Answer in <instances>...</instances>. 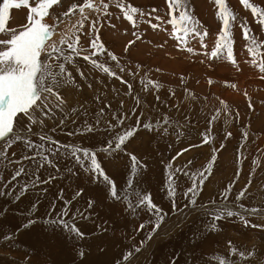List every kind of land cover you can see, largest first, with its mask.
<instances>
[{"label": "rangeland", "instance_id": "1", "mask_svg": "<svg viewBox=\"0 0 264 264\" xmlns=\"http://www.w3.org/2000/svg\"><path fill=\"white\" fill-rule=\"evenodd\" d=\"M95 1V4L101 3V0ZM77 2L82 3L83 0ZM102 2L109 4V15L105 16L103 12L94 10L88 12L90 19L84 22V28L78 33L81 38L78 46L89 48L91 51L90 43L99 35L106 51L93 59L105 63L120 79L109 77L102 70L94 68L89 61L84 62L82 56L76 57V63L80 65L87 79H81L75 68L68 65L80 87H66L60 90V95L67 103L65 111L70 112L72 108V105H68V98L73 94L77 100V104H73L74 107L85 105L88 117L78 112L60 126V119L64 116L54 107L59 104L54 95H49L50 102L38 101L41 102L43 112H48L49 108L52 110L49 113L52 118L47 119L40 109L39 112L34 110L35 115L37 119L44 121V130L48 135L60 144L78 145L90 151L107 145L109 139L129 127L139 128L134 137L122 146L123 150H113L109 153L97 150L98 162L115 184L120 197L134 196L136 191L148 194L152 202L162 210L161 214L165 219L149 240L155 217L146 208L141 207L136 213H132L124 199L117 201L108 195L111 186L99 177L94 181V174L81 168L74 159L57 158L45 153L58 165L60 172L57 173L50 165L40 166V157L37 155L39 148L28 150L23 143H17L13 146L16 147L14 151L8 149V161L20 163L9 164L5 161L8 167L7 170L2 169L3 178L0 179V190L5 192V195L0 197V212H6L0 218V237H3L0 239V264H41L45 260L48 264H213L216 258L229 256V241L231 246L239 251L251 250L255 255L264 254V230L245 227L238 217H225L216 221L217 228L213 230L209 227L208 214L213 207L225 205L238 212L243 211L241 205L246 208H264V79H261L264 73L259 71L260 61L264 60V47L253 46L255 50L250 52L248 42L243 38L242 25L247 24L251 34L262 43L264 26L257 22L250 10L243 8L239 0H226L238 18L232 22L233 63L227 59L226 50L222 58H209L222 28L213 0H187V10L199 22L201 31L208 33L203 41L206 47L201 46L199 37L192 35L185 37L187 43L183 45L174 38L183 35L179 15L180 10L184 8L173 11L169 16L167 3L162 2L159 7L135 6L131 1L124 0L125 4L137 7L145 13L141 16L140 12H137L133 14L132 20H127L123 12L116 7V0ZM250 3L264 9V0H250ZM154 7L158 12L152 13V16L161 17L160 27L155 30L147 22V13ZM60 12L62 11L55 10L52 15H58ZM98 17L100 21L96 22ZM115 18L121 21L120 25H115ZM45 20L50 25L54 24L51 15ZM169 20L177 26L175 34L173 23H169ZM24 21L14 20L9 13L8 27L22 30L20 26ZM151 23L155 24L157 21L152 19ZM108 26L109 29L103 34L102 30ZM110 29L114 36L111 35ZM137 36L140 37L139 40ZM130 41L134 43L129 44ZM117 45L119 49L108 50V46L115 48ZM189 47L193 48L194 52H188ZM108 51L116 55L118 61H111L107 56ZM253 60L256 63H253ZM117 62L124 68L123 72L116 67ZM145 76L159 83L160 89L157 91L148 86L145 90V84L142 83ZM121 80L127 83H121ZM89 84L92 85L91 88ZM129 84L132 85L131 94H128ZM136 96L140 98L139 105L134 99ZM157 96L160 97L159 100L156 99ZM193 96L195 100L192 99ZM44 104H47L48 108H45ZM105 104H110L111 107L104 108ZM101 108H104L106 115L100 117L101 123L97 126L96 133L67 135L81 127L85 119L95 124ZM217 110L221 111V118L209 124L208 121ZM114 113L118 117H125V120L124 124L110 130L107 125L116 124L112 119ZM165 115L171 121L168 135H164L162 129H142L143 122H155L158 119L162 122ZM137 118L141 121L140 125L137 124ZM73 120L76 122L73 123ZM24 122L25 125L29 123L26 117ZM53 128L56 131H51ZM33 130L39 131V126L33 125ZM180 132L184 135L180 136ZM227 133H231V136H227ZM205 137L208 143H203ZM31 139L34 144L41 143L38 137L33 136ZM45 147L52 145L45 142ZM184 149L188 151L173 160V157ZM132 155L137 157L144 169L143 174L130 188L129 178L135 176L131 172ZM23 156L35 159L22 160ZM169 162L173 163L172 170L166 169ZM211 163H215L216 169L210 177L209 170L205 172L203 183H200L201 178L196 176L199 194L196 197L197 204L192 206L189 197L184 195L192 186V174L204 172ZM20 166L26 169V173L4 187ZM69 167L73 169L74 175L65 172ZM175 169L183 171L175 174L178 190L176 196L170 198L166 188L167 172ZM185 172L188 175H185ZM49 176L57 178L49 184L37 182L18 202L15 201V194L25 183L30 184L32 180L43 181ZM80 189H83L82 195L72 201L73 195ZM226 189L229 190L227 200L221 195ZM61 190L62 199L58 197ZM242 190L246 191V195L237 202L235 197ZM10 191L13 192L12 196L7 194ZM97 194H102L103 198L95 199L93 207L89 209V199L95 198ZM27 195H32L29 205L24 202L29 199ZM64 200L72 201L68 205L69 217L65 219L70 226L74 225L84 233L83 238L73 234L65 235L62 231H44L45 226L41 223L36 224L31 232L21 230L16 234L15 230L28 218L34 203L38 209L35 216L39 217H45L50 205L55 203L56 207L52 212L55 217L65 207ZM213 201L216 202L215 206ZM81 212L88 215L89 219L84 220ZM247 218L252 224L264 225V219L259 216ZM5 223L8 225L5 226ZM141 223L145 224V228H140ZM41 230L44 234L38 233ZM37 239L41 241L40 244L36 243ZM44 244L48 247H44ZM54 244L56 246H53ZM137 247L141 248L139 253L134 251ZM81 249L85 252L83 260L78 256ZM129 252L134 254L125 262L122 257ZM32 256L40 259L35 260ZM234 259L236 264H241L240 258ZM252 264H256L255 258ZM261 264H264V258L261 259Z\"/></svg>", "mask_w": 264, "mask_h": 264}, {"label": "snow or ice", "instance_id": "2", "mask_svg": "<svg viewBox=\"0 0 264 264\" xmlns=\"http://www.w3.org/2000/svg\"><path fill=\"white\" fill-rule=\"evenodd\" d=\"M240 4L244 9L250 10L257 22L264 26V9L258 8L253 3H250V0H239ZM169 12L168 15L171 16L172 12L175 10H180L179 20L181 21L180 29L183 32L182 36H174L182 45L187 43L185 37L192 35L193 37H199L201 41V46L206 47L203 43L204 37L208 35L207 31H201V25L199 22L192 16L191 12L187 10V0H166ZM213 3L216 5L218 12L217 18L222 23V28L219 32L218 39L216 40V46L211 51L209 58H222L224 51L227 52V59L235 63L233 60V51H232V22L236 21L238 18L231 10V8L226 3V0H213ZM34 4V6H33ZM28 9V15L26 18V23H23L20 27L22 30H17L15 28L8 27L9 13L11 9ZM60 7L64 8L65 5L63 0H0V169L7 170L8 165L5 164V161H8V149L12 148L17 143H23L28 149L39 148L40 151L37 152V155L40 157V166L50 165L55 168L57 173L60 172L58 165L54 163L53 160L49 158V155L45 153H50L53 157H63V158H72L75 163L81 168H85L88 172L94 174L93 180L97 177L101 178L107 185L110 187V192L108 195L115 200L119 201L124 199L127 202V208L132 212L136 213L141 207L146 208L152 215L155 217V223L152 228V232L149 234L148 239L152 238V234L155 233L159 228L161 223H163L165 217L162 215V210L156 206L148 194L141 193L139 191L134 192V196H125L120 197L117 192V188L113 181L105 174L102 170L101 163L98 162L97 150L109 153L113 150L121 151L127 141L130 138L134 137L135 133L140 129L136 127H129L123 132H119L115 135L113 139H109L107 145L98 146L97 150H89L88 148H81L78 145L73 144H60L58 141L54 140L48 133L44 130L46 125L43 120L37 119L35 115V109H41V104L38 101L43 102L48 99L49 95L56 96L59 100V104L55 105L62 113L64 118L60 119V126H63L70 116L76 115L78 112L84 117H88L89 113L85 105H80L79 107H72L69 111H65L67 107L66 101L61 97L60 90L66 87H75L79 89V85L76 83L73 73L69 71L68 65H72L75 68V71L79 74L81 79H87L84 71L81 70L80 65L76 63L75 58L81 57L84 61H89L94 68L102 70L103 73L108 74L109 77H115L120 79L117 76L116 72L112 71L109 66H106L103 62H98L93 59L100 54H103L106 49L105 46L100 42V37L97 35L90 43V48L78 46L80 44V35L77 33L84 28V22L88 20V15H86L87 10H94L96 12H103L105 16L109 15L107 9L109 8L108 3H101L99 5L95 4L94 0H83L82 3H70L67 6V9L60 12L58 15H52L55 12V8ZM116 7L120 9L124 18L127 20L133 19V14L140 12L141 16H144L145 13L140 11L137 7H133L124 3V0H116ZM51 10V12H50ZM158 12L157 8H152L150 12L147 13L150 23V26L153 30L160 27L161 17L159 15L152 16V13ZM79 13V18L74 19ZM52 15V18L56 21L54 24H49L46 22L45 18ZM64 18H67L72 21L71 28L65 32H60L59 38L54 39L53 37L57 34V29L59 24L63 23ZM155 19L157 23L152 24L151 20ZM99 21V17L97 21ZM173 23L172 20L168 21ZM95 27V23L93 25ZM176 24L173 23V30L175 34ZM98 32L99 29H96ZM243 38L248 42V50L254 51L255 48L264 47V43L258 42L256 36L251 34V30L248 28L247 24L242 25ZM140 37L137 36V40ZM134 41H130L129 44H133ZM255 46V48L253 47ZM127 51V48L125 49ZM187 51L192 53L194 52L193 48H187ZM107 56L111 61H118L116 55L108 51ZM253 63H256L253 60ZM116 67L120 69V72L124 71V68L120 67L117 62ZM259 71L264 73V60L260 61ZM134 75V73L132 74ZM261 79H264V75L261 76ZM121 83H127V81L121 80ZM142 83L145 84V90L148 86L156 89H160L161 85L152 80L147 79V76L142 78ZM211 83V81H209ZM91 88L92 85L89 84ZM129 93L132 92V85H128ZM99 100V97L96 98ZM137 105L140 104L139 96L134 97ZM157 100L160 99L159 96L156 97ZM193 100L196 98L193 96ZM223 104V101H221ZM45 108H48L47 104H44ZM111 107L110 104H105L104 108ZM123 107V101H121V108ZM252 107V105H249ZM104 108H101L96 116L95 124L89 123L85 119L83 125L74 132H69L67 135H84L90 133H96L98 131V125L101 123L100 117L105 115ZM82 109V110H81ZM226 111V108H225ZM52 110L49 108L48 112H43V115L47 119H51L52 116L49 115ZM135 112V109H133ZM22 114V115H18ZM54 115V113L52 114ZM27 118L29 122L25 127H21V122L24 118ZM221 118V111L217 110L215 115L211 117L208 121L211 124L213 121H217ZM112 119L116 121V124L109 123L107 125L108 129H115L119 125L124 124L125 117H118L115 113L112 116ZM73 123L76 121L73 120ZM137 124L140 125L141 121L137 118ZM33 125L39 126V131L33 130ZM171 126V121L167 115L164 116L163 121L156 120L155 122H143L142 129L146 131L161 130L164 135H168V128ZM51 131H56L55 128ZM180 136H183L184 133L180 132ZM38 137L41 141L40 144H34L31 137ZM227 136H231V133H227ZM45 142L52 145V147H45ZM203 143H208L207 137L204 138ZM188 151V149L178 152L176 157H173V160L177 159L183 152ZM15 153H13V156ZM22 160L35 159V157L23 156ZM131 172L135 176H130L128 184L131 188L136 179H138L143 174L144 166L138 161L135 155L131 156ZM9 164L17 163L20 161H8ZM256 163V161H253ZM212 167L211 164L208 165V168L204 172L193 173L192 174V186L184 193L186 197H189V203L192 206L197 204L196 197L198 196V187L199 185L196 182V176H199L200 183L204 182L205 172L210 170ZM167 170L173 169V163L169 162L166 165ZM183 169H175V171L167 172L166 179V188L167 195L172 198L177 194V182L175 180V174L181 172ZM65 172L75 174L71 167L65 169ZM26 173V169L23 166H20L16 169L11 179L4 184V187H7L8 183L15 181L22 174ZM188 175L187 172L184 173ZM3 178V171L0 170V179ZM56 176H49L46 180L38 181L32 180V182L25 183L21 186L18 193L15 194V201L18 202L25 194H27L32 188H34L37 182L42 184H49L55 180ZM83 193V189H80L75 192L72 197V201H75ZM9 196L13 195V192L7 193ZM229 190L226 189L221 195L225 200L228 199ZM5 192L0 190V197L4 196ZM246 195V191H240L235 199L237 202L242 200ZM59 198H63V190L58 194ZM103 198L102 194H97L95 198H90L88 201L87 207L90 209L95 203V199ZM72 201L64 200L65 207L61 209L60 212L53 217L52 212L55 210V203L50 205V210L45 217L35 216V212L38 211L36 204L34 203L32 209L29 212L28 218L20 225L18 229L15 230L18 234L21 230L31 232L33 227L41 223L43 224L44 231L55 233L57 231H62L63 234H73L75 237H84V233L81 232L76 226H70L68 220L65 218L69 217L68 205ZM212 204L215 206L216 202L213 201ZM175 208V205H173ZM243 211H234L231 208H228L227 205L223 207H213L209 211L210 223L209 227L213 230L217 228L216 221L228 217H238L240 221L243 222L245 227L259 228L264 230V225L252 224L250 222L251 218L264 219V208L259 207H250L246 208L244 205H241ZM181 211L180 209H176ZM6 212H0V218L5 215ZM84 220L89 219L88 215H85L83 212L80 213ZM140 228H145V224L141 223ZM7 235V234H6ZM3 237H0L2 239ZM36 243L40 244L41 241L37 239ZM143 243V242H142ZM230 246V253L227 257L216 258L213 261V264H236L234 258H240L241 264H252L253 258L256 260V264H261V259L264 258V254L255 255L251 250L244 252L239 251L235 247L231 246V241L228 242ZM48 247L47 244L43 245ZM53 246H56L55 244ZM135 253L141 251L140 247H137ZM133 252H129L124 255L122 259L125 262L130 260V257L133 256ZM78 256L83 260L85 258V252L81 249L78 252ZM41 264H48V261H42Z\"/></svg>", "mask_w": 264, "mask_h": 264}, {"label": "bare ground", "instance_id": "3", "mask_svg": "<svg viewBox=\"0 0 264 264\" xmlns=\"http://www.w3.org/2000/svg\"><path fill=\"white\" fill-rule=\"evenodd\" d=\"M81 1V0H80ZM135 6H140V5H142L143 4V0H130ZM77 2V0H63V3H64V5H65V7L64 8H60V7H56L55 8V10H60V11H64V10H66L67 9V6L70 4V3H76ZM94 2L96 3V1L94 0ZM98 5V4H97ZM34 6V5H33ZM86 11V15H88V12L90 13L91 12V10H85ZM51 12V11H50ZM94 12V11H93ZM96 12V11H95ZM27 13H28V9L27 8H21V9H14V10H11L10 11V15H12L13 16V19L14 20H19V21H22V20H25L26 21V18H27ZM94 14H96V13H94ZM101 15V14H100ZM102 16V15H101ZM51 18H52V15H51ZM79 18V13H77V16L74 18V19H78ZM53 19V18H52ZM88 19H90V18H88ZM110 20V19H109ZM25 21H24V23H25ZM53 21H54V23H56V21L53 19ZM89 21V20H88ZM99 21H100V19H99ZM103 21V20H102ZM113 21H115V25L116 24H118L119 23V25H120V22H119V19H117V18H115ZM122 21H124V20H122ZM46 22H47V20H46ZM91 22V21H90ZM89 22V23H90ZM95 22V21H94ZM125 22V21H124ZM123 22V23H124ZM17 23V22H16ZM71 23H72V21L71 20H69V19H67V18H64V20H63V23H61V24H59V26H58V29H57V34L53 37L54 39H56V38H59V34H60V32H65V31H67V30H69L70 28H71ZM88 23V22H87ZM93 23V22H92ZM103 23V22H102ZM122 23V24H123ZM112 24V23H111ZM112 25H114V24H112ZM124 25V24H123ZM10 27V26H9ZM112 27V26H111ZM91 28V27H90ZM94 28V27H93ZM113 28V27H112ZM111 28V29H112ZM109 29V26L108 27H106L105 29H103L102 30V32H103V34H104V32L106 31V30H108ZM110 29V30H111ZM113 30V29H112ZM112 30H111V35H113V33H112ZM78 34V33H77ZM114 36V35H113ZM108 44V43H107ZM117 49H119V47H118V45L115 47V48H112V46H108V50H110V51H112V50H117ZM85 62V61H84ZM89 67H91V66H89ZM87 69V68H86ZM94 72V71H93ZM74 75V74H73ZM89 75V74H88ZM106 78V77H105ZM95 79V78H94ZM108 81V80H107ZM115 85V84H114ZM107 96H109V95H107ZM68 99H70V100H68V105H72V107H74V105L73 104H77V100H75V98H74V95L72 94V96L70 97V98H68ZM71 99H73V100H71ZM50 100H51V98H50V96H48V99H47V102L49 101L50 102ZM110 100V99H109ZM112 101V100H111ZM41 103V102H40ZM111 103V102H110ZM55 107V106H54ZM75 107H77V106H75ZM42 108V107H41ZM70 108H71V106H70ZM118 108V107H117ZM37 111H38V109H37ZM40 111V110H39ZM38 111V112H39ZM18 115H22V114H18ZM106 115V114H105ZM93 116L91 115V117L90 118H92ZM26 125H25V122H24V120L21 122V127H25ZM34 141H35V139H34ZM22 147V146H21ZM19 148V147H18ZM27 148V147H26ZM13 151L16 149V147H12L11 148ZM29 150V149H28ZM0 170H2V169H0ZM40 173H38V175H39ZM49 174V173H48ZM47 174V175H48ZM71 175V174H70ZM73 178V177H72ZM32 196V195H31ZM30 195H27L26 197H28L29 199L28 200H25L24 202H27L28 203V205H29V203L31 204V197ZM56 196V195H55ZM25 197V198H26ZM4 225V224H3ZM6 225H8V223L6 224L5 223V226ZM1 228V227H0ZM5 228V227H4ZM38 233H42V234H44V232H42V230L41 231H39ZM41 234V235H42ZM46 234V233H45ZM40 236V235H39ZM188 241V240H187ZM29 242V241H28ZM59 244V243H58ZM168 248V247H167ZM204 248V247H203ZM56 249H58V248H56ZM202 249V248H201ZM30 250V249H29ZM200 250V249H199ZM31 251V250H30ZM6 253H7V251H6ZM22 253V252H21ZM31 256V255H30ZM195 256V255H194ZM186 257V256H185ZM22 258H24V257H22ZM32 258L33 259H35V260H38V259H40V257L38 258L37 256H32ZM23 260V259H22ZM24 260H25V258H24ZM41 261V260H40ZM33 262V261H32ZM35 263V262H34ZM37 263H39V261H37Z\"/></svg>", "mask_w": 264, "mask_h": 264}, {"label": "crops", "instance_id": "4", "mask_svg": "<svg viewBox=\"0 0 264 264\" xmlns=\"http://www.w3.org/2000/svg\"><path fill=\"white\" fill-rule=\"evenodd\" d=\"M130 1V0H127ZM143 4L142 5H153V6H161V3L164 2L166 3V0H143ZM215 165V164H214ZM216 168L214 166L211 167V169L209 170L208 176L210 177V175L212 174L213 170H215ZM228 182V180L226 181ZM226 185V183L224 184V186Z\"/></svg>", "mask_w": 264, "mask_h": 264}]
</instances>
